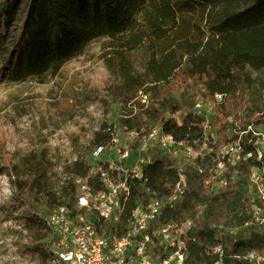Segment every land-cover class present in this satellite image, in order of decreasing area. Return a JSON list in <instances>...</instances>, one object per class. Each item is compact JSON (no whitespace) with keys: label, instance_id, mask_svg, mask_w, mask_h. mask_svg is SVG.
Listing matches in <instances>:
<instances>
[{"label":"trees","instance_id":"trees-1","mask_svg":"<svg viewBox=\"0 0 264 264\" xmlns=\"http://www.w3.org/2000/svg\"><path fill=\"white\" fill-rule=\"evenodd\" d=\"M101 36L114 41L107 66H117L125 103L132 101L142 106V97L149 96L142 112L147 130L160 128L186 148L195 149L205 142L204 119L193 111L194 101L187 105L179 122L172 115L177 105L164 115L160 105L168 100L167 96L177 89H189L192 93L201 91L204 98L220 95L225 99L233 98L240 88L248 99L242 129L226 121L221 102L213 106L215 128L232 134L229 137L224 133L225 143L215 150L233 142L240 145L234 164L223 170L225 184L214 193L205 182L207 170L199 172L185 166L183 174L193 189L184 191L172 205L163 206L155 225L172 223L183 228L197 203L202 205L201 214L180 234L175 246L164 250L154 244L147 254L161 260L178 250L185 255L184 264H251L246 255L260 252L264 246L253 209L256 207L264 215V201L252 199L248 172L253 166L264 171V155L257 158L251 134L241 132L252 126L256 115L264 110V0H29L21 29L22 61L16 77L24 80L55 75L65 62ZM139 57L141 70L135 65ZM120 122L124 130L143 132L132 117ZM114 136L112 125L104 122L93 133L91 143L93 147H106L113 144ZM212 154L205 158H213ZM5 166L24 176L18 186L28 196L41 199L49 211L66 207L70 216L78 212L73 207L74 178H87L93 194L105 189L99 174L77 160L59 185L50 181L35 157L22 160L19 166L8 158ZM101 166L106 169V163ZM127 182L128 194L121 202L117 220L113 225L99 221V234L121 235L134 209L151 198L163 201L173 194L179 172L174 160L157 150L143 167L142 178H129ZM23 219L39 264H49L52 253L46 242L51 229L45 218L32 208ZM255 243L260 246L257 250ZM217 247L220 252L209 257L206 251Z\"/></svg>","mask_w":264,"mask_h":264},{"label":"rangeland","instance_id":"rangeland-1","mask_svg":"<svg viewBox=\"0 0 264 264\" xmlns=\"http://www.w3.org/2000/svg\"><path fill=\"white\" fill-rule=\"evenodd\" d=\"M28 2L0 0V264H39L38 255L32 250L33 243L24 228L23 215L32 208L44 218L51 212L41 199L35 200L19 188L18 183L24 176L5 166L8 158L11 164L19 166L22 160L35 157L50 181L59 185L68 176L67 169L75 160L91 166L96 162L90 156L93 149L91 138L104 122L112 125L115 136L113 144L105 147L102 160L110 159L117 167H127L134 160L137 167L142 168L153 159L157 150L160 151L155 145L157 140H149L145 136L147 127L143 124L142 112L148 106L149 96L142 97V106L132 101L125 103L117 66H107L115 47L110 37L91 40L55 75L48 73L24 80L16 77L22 61V57L19 58L23 51L21 29ZM137 54L141 55V52ZM135 65L142 69L141 57L137 58ZM261 76L264 79V73ZM167 97L168 100L160 105L164 115L177 105L179 108L172 115L179 122L187 105L194 101L199 106L193 111L204 119L205 142L194 149L199 156L189 155L182 145L176 146L174 152L166 153L182 174L181 183L174 193L177 199L194 187L185 179V166L195 169L215 166L218 178L220 172L232 166L237 159L236 152H229L225 146L220 151L215 150L225 143L224 133L229 137L232 134L229 130L220 132L215 128L213 106L221 102L226 121L232 127L242 129L246 125L242 114L249 102L240 88L233 98L225 99L222 96L204 98L201 91L192 93L189 89H177ZM261 99L264 103V93ZM127 117L138 122L140 132L146 131L138 134L134 130L122 129L120 119ZM252 128L264 135V110L256 115ZM260 142L264 149V138ZM126 147L131 156L122 159L117 150ZM210 154L213 158H205ZM73 183V207L78 211L76 218L94 219L92 204L96 197L89 190L87 178H74ZM214 190L218 193L221 186L216 184ZM201 211L202 205L197 203L192 211V221ZM255 216L259 217L258 214ZM258 229L264 235V224L258 223ZM49 242L50 237L46 245L50 246ZM259 247V243H255V250ZM206 252L211 258L217 253L211 249Z\"/></svg>","mask_w":264,"mask_h":264},{"label":"built area","instance_id":"built-area-1","mask_svg":"<svg viewBox=\"0 0 264 264\" xmlns=\"http://www.w3.org/2000/svg\"><path fill=\"white\" fill-rule=\"evenodd\" d=\"M198 106L199 103H195L194 108ZM247 132L251 134L257 158H260L264 155L260 142L264 135L254 130L251 125H248L241 133ZM145 136L146 139L157 140L155 145L165 153L174 152L176 146L182 145L171 135L162 132L160 128L147 130ZM225 147L229 152H236V156L240 149L238 142L229 143ZM104 150V146H95L90 152L91 158L96 161L92 166L89 165L90 170L92 173L99 174V180L105 187L104 190L93 194L96 201L92 204V208L96 217L85 221L80 216L77 218V215L70 216L69 209L63 206L55 208L45 217L46 224L51 229L49 250L52 253V259L49 264H184L185 255L178 250L161 260L152 259L147 254L154 244L164 250L175 246L179 242L180 234L192 224V220L187 218L183 228H176V225L172 223L155 225L162 207L167 204L172 205L176 200L175 189L179 187L182 180V174L178 169L179 182L175 185L173 194L163 201L151 198L145 205L134 209L121 235L104 236L97 232L96 224L99 221H107L113 225L117 220L122 207L121 202L128 194V179L133 177L141 179L143 169V167L138 168L137 161L134 160H131L127 167H117L110 159L102 160L101 155ZM186 150L193 157L199 156L193 148H186ZM117 152L122 159L131 156L127 147L118 149ZM101 163H106V169L102 168ZM213 168L204 169L200 166L196 167V170L199 172L207 170L205 182L212 191H215V185L222 186L226 180L223 177V171L217 178L216 167ZM248 181L252 199L264 201L263 169L257 166L250 167ZM253 213L259 215V217L255 216V220L264 224V215H261L259 209L254 207ZM216 251L220 252V248L217 247ZM246 257L251 264H264V246L260 252L250 251Z\"/></svg>","mask_w":264,"mask_h":264},{"label":"crops","instance_id":"crops-1","mask_svg":"<svg viewBox=\"0 0 264 264\" xmlns=\"http://www.w3.org/2000/svg\"><path fill=\"white\" fill-rule=\"evenodd\" d=\"M147 165V164H146Z\"/></svg>","mask_w":264,"mask_h":264}]
</instances>
